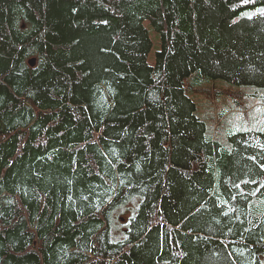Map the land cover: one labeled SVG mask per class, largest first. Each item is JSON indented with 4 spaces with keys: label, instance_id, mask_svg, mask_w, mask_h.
<instances>
[{
    "label": "trees",
    "instance_id": "trees-1",
    "mask_svg": "<svg viewBox=\"0 0 264 264\" xmlns=\"http://www.w3.org/2000/svg\"><path fill=\"white\" fill-rule=\"evenodd\" d=\"M190 76L264 90V0H0V264H264V131Z\"/></svg>",
    "mask_w": 264,
    "mask_h": 264
},
{
    "label": "rangeland",
    "instance_id": "rangeland-1",
    "mask_svg": "<svg viewBox=\"0 0 264 264\" xmlns=\"http://www.w3.org/2000/svg\"><path fill=\"white\" fill-rule=\"evenodd\" d=\"M144 24L149 29L153 41L152 49L148 54V61L154 64L156 52L162 45L161 37L153 28L150 20L145 19ZM186 85L209 86L210 91H206L205 94L198 95L190 91V95L198 105L199 115L208 120L210 126L213 122L220 125L224 134L230 133L239 127L258 128L264 131L263 89L254 86L234 85L223 79L197 81L194 76L187 78ZM222 112H227L226 123L221 117ZM211 113L215 115L214 118L209 116Z\"/></svg>",
    "mask_w": 264,
    "mask_h": 264
},
{
    "label": "water",
    "instance_id": "water-1",
    "mask_svg": "<svg viewBox=\"0 0 264 264\" xmlns=\"http://www.w3.org/2000/svg\"><path fill=\"white\" fill-rule=\"evenodd\" d=\"M35 63H36V59L35 58L30 59V64L31 65H35Z\"/></svg>",
    "mask_w": 264,
    "mask_h": 264
}]
</instances>
